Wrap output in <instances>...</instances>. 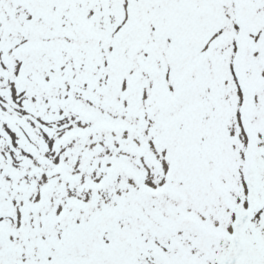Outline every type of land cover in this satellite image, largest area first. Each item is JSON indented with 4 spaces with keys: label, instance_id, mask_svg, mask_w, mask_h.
Returning <instances> with one entry per match:
<instances>
[{
    "label": "snow or ice",
    "instance_id": "obj_1",
    "mask_svg": "<svg viewBox=\"0 0 264 264\" xmlns=\"http://www.w3.org/2000/svg\"><path fill=\"white\" fill-rule=\"evenodd\" d=\"M0 264H264V0H0Z\"/></svg>",
    "mask_w": 264,
    "mask_h": 264
}]
</instances>
